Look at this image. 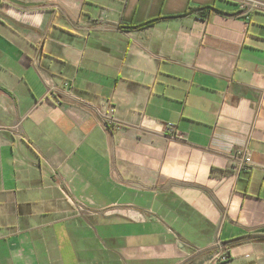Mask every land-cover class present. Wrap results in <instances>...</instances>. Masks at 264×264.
<instances>
[{
    "label": "crops",
    "instance_id": "1",
    "mask_svg": "<svg viewBox=\"0 0 264 264\" xmlns=\"http://www.w3.org/2000/svg\"><path fill=\"white\" fill-rule=\"evenodd\" d=\"M223 250L264 264V0H0V264Z\"/></svg>",
    "mask_w": 264,
    "mask_h": 264
},
{
    "label": "built area",
    "instance_id": "2",
    "mask_svg": "<svg viewBox=\"0 0 264 264\" xmlns=\"http://www.w3.org/2000/svg\"><path fill=\"white\" fill-rule=\"evenodd\" d=\"M241 3L246 2V0H240ZM62 87L70 89L71 85L69 82H62ZM53 87H51V90H49V94H53L54 92ZM172 131V130H170ZM233 161L237 162L236 169L238 171H249L251 169L252 160H251V153L248 150H237L232 153L231 156ZM230 255L227 251L223 250L219 253H217L215 256H213L210 260V264H218L222 262H226L229 260Z\"/></svg>",
    "mask_w": 264,
    "mask_h": 264
},
{
    "label": "trees",
    "instance_id": "3",
    "mask_svg": "<svg viewBox=\"0 0 264 264\" xmlns=\"http://www.w3.org/2000/svg\"><path fill=\"white\" fill-rule=\"evenodd\" d=\"M206 10H210L209 8H203L202 9V15L204 14V12H206ZM192 11L189 10V12ZM185 14H188V12H186ZM160 18H155V19H151L147 22H144L142 24H139V25H121V28L123 29H127V30H132V29H141V28H147V27H150V26H153L157 21H159Z\"/></svg>",
    "mask_w": 264,
    "mask_h": 264
},
{
    "label": "water",
    "instance_id": "4",
    "mask_svg": "<svg viewBox=\"0 0 264 264\" xmlns=\"http://www.w3.org/2000/svg\"><path fill=\"white\" fill-rule=\"evenodd\" d=\"M15 3H19V2H16V1H14Z\"/></svg>",
    "mask_w": 264,
    "mask_h": 264
}]
</instances>
